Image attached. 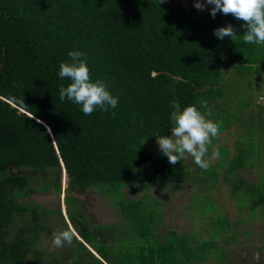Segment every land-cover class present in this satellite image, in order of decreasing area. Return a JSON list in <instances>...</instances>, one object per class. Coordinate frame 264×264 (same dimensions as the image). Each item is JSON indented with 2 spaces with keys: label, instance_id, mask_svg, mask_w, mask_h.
<instances>
[{
  "label": "trees",
  "instance_id": "1",
  "mask_svg": "<svg viewBox=\"0 0 264 264\" xmlns=\"http://www.w3.org/2000/svg\"><path fill=\"white\" fill-rule=\"evenodd\" d=\"M210 12L177 0H0V264L56 263L45 262L37 249L40 235L54 213L66 229L69 224L61 205L53 210L36 203L34 191L54 192L59 199L66 191L74 239L108 264L209 261L215 241L194 247L188 234L175 232L160 239V198L145 204L142 186L143 196L134 201L123 193L139 185L171 191L188 181L186 158L171 165L148 147L171 134L174 111L207 101L210 118L223 121L219 134L232 129L219 117L227 102L240 104L237 117L247 119L249 131L254 116H264L232 84L238 77L263 83L264 45L244 43L243 21L222 12L213 18ZM229 23L235 40L218 39L214 31ZM70 51L84 53L92 80L102 79L119 97L115 109L97 108L86 116L82 105L60 100V86L70 81L59 77V66ZM222 162L220 169L228 167V179L236 181L231 191L238 200L252 202L255 210L264 207V182L240 174L263 168L264 158L240 149ZM94 188L117 195L123 219L140 240L133 252L121 253L120 247L112 254L113 239L97 236L108 231H95L85 219L78 196Z\"/></svg>",
  "mask_w": 264,
  "mask_h": 264
},
{
  "label": "rangeland",
  "instance_id": "2",
  "mask_svg": "<svg viewBox=\"0 0 264 264\" xmlns=\"http://www.w3.org/2000/svg\"><path fill=\"white\" fill-rule=\"evenodd\" d=\"M177 1L183 7H195L196 2V0ZM203 2L206 3V0ZM212 7L214 6L208 5L204 10L199 11L209 12ZM262 81L263 83H258L257 77L253 80L238 77L232 81V84L243 88L250 102H253V108L264 113V80ZM239 107L238 103L227 102L224 105V112L219 117L229 121L232 129L221 132L217 141H212L208 156L210 157L214 150H218L220 155L210 163L207 171L202 170L190 155H186L190 177L181 187L169 191V188L166 187L139 185L138 189L142 186L144 192L141 191L142 189L138 190L134 187L123 193L124 198L128 201H134L145 195V204L151 201V197L154 198L155 203L157 198H160L162 206L158 214L162 224L157 230L160 239L164 240L168 232H175L179 236L188 234L190 243L194 247L201 243L215 241L217 243L216 250L205 264H264V207L260 206L255 210L252 208V202H240L239 196L231 191L233 183L236 181L232 178L228 179V167L220 169L224 167V163H221L222 157H234L240 152V149L243 152H249L254 157L257 155L258 159L264 158V116L255 115L254 128L249 131L245 126L247 119L237 117ZM251 114L252 112L249 111L250 116ZM148 147L153 150L156 156L166 157L162 155L158 143ZM216 172L219 173V176L213 181L211 177ZM240 174H244L249 182H264V167L255 170L249 168ZM63 178L67 190L69 177L64 174ZM260 189L264 192L263 185ZM34 192L32 200L42 206L56 210L61 205L63 214L70 225L69 216L74 212V209H69L66 204V191L62 195V199H59V196H56L54 192ZM142 192L143 195H141ZM242 194L244 196L245 193ZM70 195L73 194L70 193ZM78 198L80 200L79 209L85 219L89 220L92 228L95 230L102 227L105 229H103L104 231H108L105 232L108 234H104L103 237L102 231H98L100 235L97 236L100 239H113L115 246L111 248L112 254H117L115 249L118 246L124 249L121 253L135 250L136 244L140 243V240L130 224L123 219L116 194L94 188L88 194L78 196ZM45 228L37 245V249L44 255L45 262L79 264L77 260H82L81 264H101L92 256L95 254L89 247L83 243L92 254L82 249L75 239L71 245L65 243L63 247H54L52 233L66 229L60 215L55 213L51 215V218L45 222ZM101 261L106 264L103 260Z\"/></svg>",
  "mask_w": 264,
  "mask_h": 264
},
{
  "label": "clouds",
  "instance_id": "3",
  "mask_svg": "<svg viewBox=\"0 0 264 264\" xmlns=\"http://www.w3.org/2000/svg\"><path fill=\"white\" fill-rule=\"evenodd\" d=\"M163 2L161 0V4ZM208 5L214 6L210 12L213 18L218 12H222L244 22L242 27L245 29V44L264 45V0H206V3L196 0L194 4L198 10H204ZM214 35L220 40L230 37L233 41L237 36L231 23L217 28ZM84 55L80 51H70L69 60L60 64L59 77L70 81L67 86H60V100L67 98L68 101L82 105V112L86 116L91 115L97 108L105 112L115 109L119 97L110 93L107 83L102 79L92 80L87 60L81 58ZM211 116L212 112L207 109L205 100L172 113L171 134L157 138L159 149L168 158L169 164L175 165L185 159L186 155H190L202 170H208L210 163L220 155L218 150L212 151L210 157L208 153L223 124V121L213 120ZM74 236L75 231L69 225L67 229L52 233V243L56 248L63 247L65 243L71 245ZM79 240L84 243L80 238Z\"/></svg>",
  "mask_w": 264,
  "mask_h": 264
},
{
  "label": "crops",
  "instance_id": "4",
  "mask_svg": "<svg viewBox=\"0 0 264 264\" xmlns=\"http://www.w3.org/2000/svg\"><path fill=\"white\" fill-rule=\"evenodd\" d=\"M103 236V235H102ZM102 238V237H101ZM103 240V239H102ZM90 248V247H89ZM118 248H120V246L118 247ZM91 249V251L100 259V260H103L98 254H97V252H95L92 248H90ZM104 261V260H103ZM105 262V261H104ZM106 264H108V263H106Z\"/></svg>",
  "mask_w": 264,
  "mask_h": 264
},
{
  "label": "flooded vegetation",
  "instance_id": "5",
  "mask_svg": "<svg viewBox=\"0 0 264 264\" xmlns=\"http://www.w3.org/2000/svg\"><path fill=\"white\" fill-rule=\"evenodd\" d=\"M63 221V220H62ZM63 223H65V222H63ZM69 223V222H68ZM70 225L72 226V224H71V222H70ZM73 228V227H72ZM75 235H76V232H75ZM77 236V235H76ZM78 237V236H77Z\"/></svg>",
  "mask_w": 264,
  "mask_h": 264
}]
</instances>
